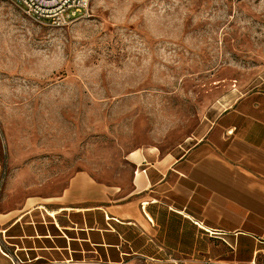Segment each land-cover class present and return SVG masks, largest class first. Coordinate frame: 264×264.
<instances>
[{"label": "rangeland", "instance_id": "obj_1", "mask_svg": "<svg viewBox=\"0 0 264 264\" xmlns=\"http://www.w3.org/2000/svg\"><path fill=\"white\" fill-rule=\"evenodd\" d=\"M263 81L264 0H90L64 28L0 0L7 163L53 188L78 172L127 188L131 153L189 148Z\"/></svg>", "mask_w": 264, "mask_h": 264}, {"label": "crops", "instance_id": "obj_2", "mask_svg": "<svg viewBox=\"0 0 264 264\" xmlns=\"http://www.w3.org/2000/svg\"><path fill=\"white\" fill-rule=\"evenodd\" d=\"M219 106L189 148L131 153L125 189L18 174L0 132V264H264V81Z\"/></svg>", "mask_w": 264, "mask_h": 264}, {"label": "built area", "instance_id": "obj_3", "mask_svg": "<svg viewBox=\"0 0 264 264\" xmlns=\"http://www.w3.org/2000/svg\"><path fill=\"white\" fill-rule=\"evenodd\" d=\"M25 13L38 22L54 28H64L85 19L90 0H17ZM17 264L21 262L17 259Z\"/></svg>", "mask_w": 264, "mask_h": 264}]
</instances>
